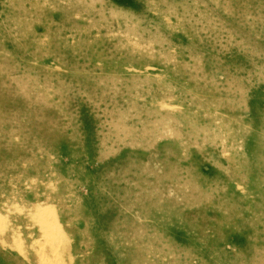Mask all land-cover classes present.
<instances>
[{"label":"rangeland","instance_id":"obj_1","mask_svg":"<svg viewBox=\"0 0 264 264\" xmlns=\"http://www.w3.org/2000/svg\"><path fill=\"white\" fill-rule=\"evenodd\" d=\"M4 1L0 264H264V0Z\"/></svg>","mask_w":264,"mask_h":264},{"label":"bare ground","instance_id":"obj_2","mask_svg":"<svg viewBox=\"0 0 264 264\" xmlns=\"http://www.w3.org/2000/svg\"><path fill=\"white\" fill-rule=\"evenodd\" d=\"M4 1V0H3ZM5 2V1H4ZM11 3V2H10ZM5 5V4H4ZM8 5H9V3H8ZM69 8H70V6H69ZM10 10V9H9ZM67 12V11H66ZM8 23V22H7ZM10 24V23H9ZM20 24V23H19ZM12 26V25H11ZM22 28V27H21ZM35 28V27H34ZM7 29V28H6ZM122 32V31H121ZM117 33V32H116ZM120 34V33H119ZM118 34V35H119ZM7 35V34H6ZM6 35H4V36H6ZM17 35V34H16ZM119 36H121V35H119ZM118 37V36H117ZM122 37V36H121ZM99 38H101V37H99ZM126 38V37H125ZM236 39V38H235ZM105 40V39H104ZM123 40V39H122ZM127 40V39H126ZM120 41V40H119ZM119 41H113L112 43H110V45L108 44V46H111V47H114V49H115V52L117 51V48H119L120 46H123V44H121V43H119ZM129 41V40H128ZM141 41V40H140ZM51 42V41H50ZM106 42V41H105ZM130 42V41H129ZM8 43V42H7ZM12 43H14V42H12ZM109 43V42H108ZM128 43V42H127ZM53 44H54V42H53ZM63 44V43H62ZM129 44V43H128ZM145 45V44H144ZM146 46V45H145ZM44 47H46V46H44ZM124 47V49H125V51H124V54H126V53H136L137 52V54H141V55H147V54H149L150 52H152L151 50H148L147 49V51H145L144 49L146 48H142L141 47V43H132V44H129L128 46H123ZM11 48V47H10ZM56 48H58V47H56ZM13 49V48H12ZM23 49V48H22ZM15 50V49H14ZM40 50V49H39ZM46 51V50H45ZM52 52V51H51ZM114 52V53H115ZM19 53H20V51H19ZM45 53V52H44ZM153 53V52H152ZM41 54V53H40ZM51 54V53H50ZM59 54V53H58ZM28 55V54H27ZM37 55V54H36ZM42 55V54H41ZM30 56V55H29ZM150 56H151V54H150ZM30 58V57H29ZM1 59V58H0ZM31 59V58H30ZM57 59V58H56ZM2 63V62H1ZM14 63V62H13ZM4 64V63H3ZM23 66V65H22ZM4 67H5V65H4ZM7 68V67H6ZM2 69V68H1ZM5 69V68H4ZM11 70L10 71H12V68H10ZM7 70V69H6ZM38 70V69H37ZM16 72H17V70H16ZM6 74V73H5ZM1 77V76H0ZM8 77V76H7ZM15 78V77H14ZM13 78V79H14ZM18 78V77H17ZM4 81V80H3ZM5 82H7V81H5ZM14 82V81H13ZM41 82V81H40ZM1 83V82H0ZM14 84H15V82H14ZM13 84V85H14ZM20 85V84H19ZM3 86V85H2ZM1 86V87H2ZM15 86V85H14ZM22 87V86H21ZM6 89V88H5ZM21 89V88H20ZM19 89V90H20ZM5 92V91H4ZM15 95V94H14ZM29 95V94H28ZM8 96V95H7ZM12 99V98H11ZM30 99V98H29ZM32 99V98H31ZM34 99V98H33ZM38 99V98H37ZM15 100V99H14ZM19 103V102H18ZM5 105V104H4ZM30 105V104H29ZM31 107V106H30ZM3 108V107H2ZM13 108V107H12ZM16 108V107H15ZM4 109V108H3ZM13 110V109H12ZM15 111V110H14ZM2 112H4V111H2ZM9 112V111H8ZM39 112V111H38ZM52 113V112H51ZM9 115V114H8ZM11 116V115H10ZM48 116H49V114H48ZM34 118V117H33ZM4 119V118H3ZM6 119V118H5ZM9 119V118H8ZM48 119V118H47ZM7 120V119H6ZM43 120V119H42ZM4 121V120H3ZM8 121V120H7ZM7 123H9V122H7ZM6 123V124H7ZM9 127V126H8ZM45 128V127H44ZM10 138V137H9ZM12 140V139H11ZM2 143V142H1ZM2 146V145H1ZM14 147V146H13ZM13 152V151H12ZM10 154V153H9ZM12 156H13V154H12ZM15 157V156H14ZM3 161V160H2ZM1 164V163H0ZM2 195V194H1ZM3 196V195H2ZM39 209V208H38ZM49 209V208H48ZM7 212V211H6ZM35 216V215H34ZM37 217V216H36ZM40 220H41V218H40ZM48 220V219H47ZM46 221V220H45ZM1 222V221H0ZM40 225V224H39ZM42 225V224H41ZM41 227V226H40ZM43 227V226H42ZM40 231V230H39ZM57 233V232H56ZM19 236V235H18ZM17 236V237H18ZM17 239V238H16ZM20 242V241H19ZM15 243H17L16 241H15ZM20 243H22V242H20ZM2 249V248H1ZM15 249V248H14ZM11 252V251H10ZM22 256H24V255H22ZM24 259V258H23Z\"/></svg>","mask_w":264,"mask_h":264}]
</instances>
